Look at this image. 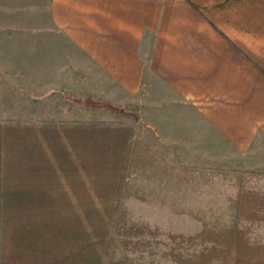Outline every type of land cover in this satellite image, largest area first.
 <instances>
[{"label":"rangeland","instance_id":"rangeland-1","mask_svg":"<svg viewBox=\"0 0 264 264\" xmlns=\"http://www.w3.org/2000/svg\"><path fill=\"white\" fill-rule=\"evenodd\" d=\"M30 6L0 0V264H264V160L177 152L150 106L85 94Z\"/></svg>","mask_w":264,"mask_h":264},{"label":"crops","instance_id":"crops-1","mask_svg":"<svg viewBox=\"0 0 264 264\" xmlns=\"http://www.w3.org/2000/svg\"><path fill=\"white\" fill-rule=\"evenodd\" d=\"M30 7L34 20L80 52L85 94L90 78L91 88L105 90L96 95L150 106L177 152L206 147L264 160V0H31ZM47 83V108L39 98L33 108L44 115L37 119L55 121V81Z\"/></svg>","mask_w":264,"mask_h":264}]
</instances>
